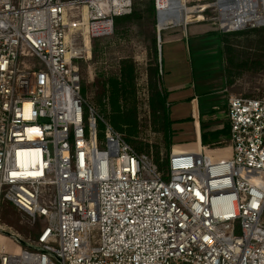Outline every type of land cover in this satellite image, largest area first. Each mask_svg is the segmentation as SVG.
<instances>
[{
  "label": "built area",
  "instance_id": "built-area-1",
  "mask_svg": "<svg viewBox=\"0 0 264 264\" xmlns=\"http://www.w3.org/2000/svg\"><path fill=\"white\" fill-rule=\"evenodd\" d=\"M132 7L0 0V215L47 220L24 244L0 224V264H264V97H229L228 155L174 147L166 174L86 109L79 62ZM188 8L185 28L208 12L223 33L264 27V0Z\"/></svg>",
  "mask_w": 264,
  "mask_h": 264
},
{
  "label": "rangeland",
  "instance_id": "rangeland-1",
  "mask_svg": "<svg viewBox=\"0 0 264 264\" xmlns=\"http://www.w3.org/2000/svg\"><path fill=\"white\" fill-rule=\"evenodd\" d=\"M184 1L187 2L188 6H192L196 5V3H208L213 0ZM172 11L173 9L170 8L167 14H170ZM208 13L207 15L210 18L206 21L207 26H202L210 28L216 27L218 29L216 21L211 20V18L215 17V14ZM157 26L158 15L156 9L154 18L146 15L138 23L124 31L121 39L117 41H110L109 43L99 41L97 44L93 43V40L91 41L92 59L79 62L81 77L86 86L89 99L102 93L103 80H106L108 76L111 77L118 74V60L120 58L132 57L136 60L139 67L136 88L139 106L141 107L139 108L141 113L140 118L147 119L144 114L149 115L148 107L146 106L148 99L146 69L148 61L147 52L151 38L156 35L159 49L163 45L162 40L168 30L182 28V31L186 33L184 24L170 25L161 30V38L158 39ZM186 36L185 34V38H187ZM189 39H191L192 59H190L189 53H186L185 58H183V55H178L173 66L168 71H166L167 65L162 77V87L168 95L167 106L172 122L170 130L173 132L172 139L175 147L196 150V121L202 120L203 129L206 130L207 138L212 142L214 136L210 132L214 127L220 126L223 121L221 113L227 100L228 86L225 80L224 60L222 61L223 55L219 37H215V39L213 36L200 38L196 40L198 45H196L193 36H190ZM240 40L241 42L244 41L242 39ZM242 50L243 52H250L249 48H242ZM160 56L162 59V48L160 50ZM29 57L30 53L25 51L23 60L25 61ZM23 63V61L20 62L21 65ZM194 96L200 98L201 108L199 113L197 112L198 106L196 103H191L192 97ZM230 96L264 97V71L247 70L241 73V76L237 77L231 89ZM213 105H215L214 108L212 107ZM140 139L145 142L149 141L151 146H155L153 144H159L160 151L164 152L162 135L152 131L151 127H146L145 131H142ZM211 142L207 145V150L213 151L218 155H228L227 149L230 146V139L226 140L225 138L223 142L225 145L221 147L220 145H212ZM262 222H264V215ZM0 224L6 231L18 235L23 242L22 244H24L26 241L36 239L40 230L47 225V220L44 217L38 216L37 221L33 222L30 217L20 211L14 204L3 200ZM96 231L95 229L93 233L97 235L95 233Z\"/></svg>",
  "mask_w": 264,
  "mask_h": 264
},
{
  "label": "trees",
  "instance_id": "trees-1",
  "mask_svg": "<svg viewBox=\"0 0 264 264\" xmlns=\"http://www.w3.org/2000/svg\"><path fill=\"white\" fill-rule=\"evenodd\" d=\"M154 18L156 15L154 0H133L132 13L126 16L116 17L114 20V33L112 36L94 39L93 43L117 41L121 39L124 31L138 23L145 16ZM222 51L225 59V75L228 88L231 90L237 77L247 70L264 71V27L246 29L239 32L220 33ZM244 40L241 42V40ZM241 43H243L241 45ZM242 48H249L250 52H243ZM240 49V50H239ZM147 83L148 107L147 119L140 118L141 113L137 96L136 81L138 75V63L132 57H123L118 60V74L108 76L102 81L103 91L94 98L89 99L87 89L82 80V95L97 115L101 116L111 126L124 135L126 141L138 152L150 156L157 164L159 170L167 173L168 158L172 148L173 132L170 130L171 119L167 106V92L162 87L163 71L159 62V49L157 37L151 38L147 52ZM80 66V65H79ZM253 97V96H244ZM255 97V96H254ZM149 118V120H148ZM149 121V122H148ZM151 127L152 131L162 135L164 152L160 151V145L145 142L140 139L142 131ZM98 130L103 136L105 126L98 120ZM225 128L224 133H228ZM212 135L219 136L220 132H213ZM202 145L207 147L209 140L207 133H201ZM155 148V149H154Z\"/></svg>",
  "mask_w": 264,
  "mask_h": 264
},
{
  "label": "crops",
  "instance_id": "crops-1",
  "mask_svg": "<svg viewBox=\"0 0 264 264\" xmlns=\"http://www.w3.org/2000/svg\"><path fill=\"white\" fill-rule=\"evenodd\" d=\"M201 25V26H200ZM205 25L207 26L206 22H194L189 24L185 30L186 33H184L182 31V28L179 29H174V30H168L165 37L162 40L163 45L160 46L159 48V62L161 64V71H163L164 73V69L165 67L168 65L166 71L170 70V67L173 66L174 61L176 60L178 55H183V58H185L186 53H189V57L190 59H192V55H191V39L190 36H193L195 39V43L196 45H198V42L196 40L200 39V38H205V37H219L220 39V43H221V51H222V41H221V37H220V33H223L221 31H219V29H217L216 27L210 28V27H205L202 26ZM167 28V27H166ZM165 29V28H163ZM191 30V31H189ZM211 33V34H210ZM185 34L187 35L185 38ZM213 34V35H212ZM187 39V40H186ZM162 48V59L160 56V50ZM222 55H223V51H222ZM222 61L224 60V72H225V59L224 56L222 57ZM166 59V62H165ZM163 65V66H162ZM225 80H226V75H225ZM231 94V90L228 88V96H227V100L225 102L223 111L221 113V116L223 117V121L221 123L220 126L214 127L212 129V131L210 133L213 132H220L219 136L216 135H212L214 136L212 139V142L209 141V143L211 142L212 145H220L223 146L225 145L223 142L226 140L230 139V129L228 133H224L225 128H229V123L226 117V112H227V107H228V99L230 97ZM192 104L196 103V105L198 106V113L200 111V98L198 96H194L192 97ZM213 108L215 107V105L212 106ZM201 115V113H200ZM202 120H198L196 121V141H197V147L199 144L202 145V139H201V133L205 132L206 130L203 129V125H202ZM206 133V132H205ZM209 140V139H208ZM214 143V144H213ZM203 146V145H202Z\"/></svg>",
  "mask_w": 264,
  "mask_h": 264
},
{
  "label": "bare ground",
  "instance_id": "bare-ground-1",
  "mask_svg": "<svg viewBox=\"0 0 264 264\" xmlns=\"http://www.w3.org/2000/svg\"><path fill=\"white\" fill-rule=\"evenodd\" d=\"M172 8L173 11L167 14V11ZM158 11H159V21L158 27L160 30L166 28L170 25H178L188 18L187 14L190 8L187 7L184 0H158ZM3 236L0 235V240Z\"/></svg>",
  "mask_w": 264,
  "mask_h": 264
},
{
  "label": "water",
  "instance_id": "water-1",
  "mask_svg": "<svg viewBox=\"0 0 264 264\" xmlns=\"http://www.w3.org/2000/svg\"><path fill=\"white\" fill-rule=\"evenodd\" d=\"M157 15H158V18H159V11L158 10H157ZM158 21H159V19H158ZM157 31H158V39H160L161 38V30L159 29L158 26H157Z\"/></svg>",
  "mask_w": 264,
  "mask_h": 264
}]
</instances>
